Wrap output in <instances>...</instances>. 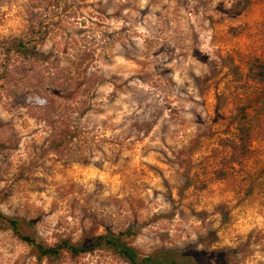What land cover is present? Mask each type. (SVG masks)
I'll use <instances>...</instances> for the list:
<instances>
[{
    "label": "rangeland",
    "instance_id": "374dc122",
    "mask_svg": "<svg viewBox=\"0 0 264 264\" xmlns=\"http://www.w3.org/2000/svg\"><path fill=\"white\" fill-rule=\"evenodd\" d=\"M28 41L22 59L8 43ZM264 0H0V74L32 63L73 135L18 105L0 79V213L52 245L129 231L142 254L181 248L197 264H264ZM23 60V61H22ZM244 108L240 162L228 140ZM0 264H129L105 249L39 261L0 220Z\"/></svg>",
    "mask_w": 264,
    "mask_h": 264
},
{
    "label": "trees",
    "instance_id": "16d2710c",
    "mask_svg": "<svg viewBox=\"0 0 264 264\" xmlns=\"http://www.w3.org/2000/svg\"><path fill=\"white\" fill-rule=\"evenodd\" d=\"M8 52L11 50L22 59L36 57V52L28 41L22 38H13L8 43ZM23 61V60H22ZM32 63L7 64L0 74L4 85L13 81L15 76H23L33 88L32 95L26 93H14L13 98L18 105L27 108L32 116H40L45 122L51 124L52 130L47 137L45 150L60 155L72 138L69 129H63L53 124V116L56 112V99L46 83L42 82V76L35 72ZM245 80H254L264 83V62L258 58L251 59L247 64ZM264 106V99L262 101ZM244 108L239 113V121L236 124L238 137L236 140H228L225 144L230 148V160L240 162L247 154L249 147L250 131L245 123ZM0 220L4 227L12 231L19 239L29 245L36 253L39 261L58 260L62 252H66L70 258L76 259L84 253H92L96 250L105 249L113 255L124 259L129 264H197L194 256L181 248L163 247L142 254L131 244L132 235L129 231H106L104 233L90 236L87 240L74 241L70 234L59 237L52 245L41 242L30 231L31 223L22 218L9 217L0 213Z\"/></svg>",
    "mask_w": 264,
    "mask_h": 264
}]
</instances>
